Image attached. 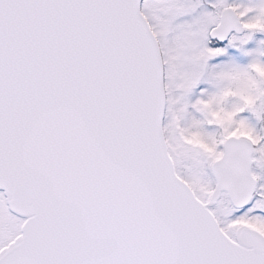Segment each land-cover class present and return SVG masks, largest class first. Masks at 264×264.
<instances>
[{
  "label": "snow or ice",
  "instance_id": "obj_1",
  "mask_svg": "<svg viewBox=\"0 0 264 264\" xmlns=\"http://www.w3.org/2000/svg\"><path fill=\"white\" fill-rule=\"evenodd\" d=\"M0 264H264V0H0Z\"/></svg>",
  "mask_w": 264,
  "mask_h": 264
}]
</instances>
